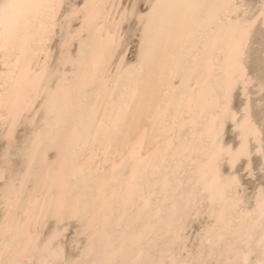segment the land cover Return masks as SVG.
Instances as JSON below:
<instances>
[{
    "label": "bare ground",
    "instance_id": "obj_1",
    "mask_svg": "<svg viewBox=\"0 0 264 264\" xmlns=\"http://www.w3.org/2000/svg\"><path fill=\"white\" fill-rule=\"evenodd\" d=\"M142 1L0 0V264H264V0Z\"/></svg>",
    "mask_w": 264,
    "mask_h": 264
},
{
    "label": "rangeland",
    "instance_id": "obj_2",
    "mask_svg": "<svg viewBox=\"0 0 264 264\" xmlns=\"http://www.w3.org/2000/svg\"><path fill=\"white\" fill-rule=\"evenodd\" d=\"M75 1H77L78 2V0H75ZM245 2H247V3H252L253 1V3H255V2H259V0H244ZM138 2L140 3H138V5H139V8H141V9H144L145 8V4H143V1L142 0H138ZM252 3V4H253ZM133 24V20H132V22H131V25ZM260 25L257 23V27L255 26V28H254V31H253V34H252V38H255L254 40L257 42V41H259L260 40V37L262 38L260 41L261 42H263V38H264V30H262V29H264V25L263 26H260L262 29H260L259 30V27ZM259 27V28H258ZM257 30H259L260 32H262V34H260V32L258 33V31ZM258 33V35L260 36H258L257 35V33ZM252 38H251V41H253V43L254 44H251V46H250V49L251 50H249V54H250V56H249V59H250V57H251V55L254 53L255 54V52H251L252 50L253 51H258V52H260L259 54L260 55H264V43H262L261 45H258L257 47H256V42H254V40H252ZM252 43V42H251ZM260 44V43H259ZM252 45H254V47H252ZM256 47V48H255ZM254 48V49H253ZM257 48H258V50H257ZM261 48V49H260ZM256 49V50H255ZM260 49V50H259ZM263 49V50H262ZM253 54V55H254ZM258 54V53H257ZM256 54V55H257ZM259 54L257 55V56H259ZM257 56H255L256 57V59H258V57ZM262 56H259V59L260 60H262L263 59V63H264V56L262 57ZM254 56H252V58H253ZM255 57L253 58L254 60H253V62H252V58L250 59V64L248 65V63H247V68H248V72L253 76V78H254V80H253V82H252V84L249 86V96L251 95V97H249L250 98V103H251V110H252V113H253V115H255L254 117L257 119V120H259V121H262V116L261 115H263L264 116V69H263V67L261 68L263 71L262 72H260V71H257L258 69L257 68H259L260 66L259 65H261V62H260V60L258 61V60H256L255 59ZM262 57V58H261ZM254 61H256V62H254ZM258 62H260L259 64H258ZM262 63V64H263ZM256 65H257V67H256ZM264 66V65H263ZM255 68V69H254ZM255 72H254V71ZM260 74V75H259ZM259 76H260V78H259ZM257 79H258V81H260L261 80V82H263L262 83V88L260 89V90H258L257 89V85H256V83H257ZM260 79V80H259ZM254 84V85H253ZM240 88H237L235 91H234V95H233V98H232V105L233 106H235L236 108H239L243 103H244V100H245V98H244V96L242 97V94L240 93L241 92V90H239ZM259 92H258V91ZM240 91V92H239ZM252 92V93H251ZM241 94V95H240ZM259 111V112H258ZM255 113V114H254ZM257 116V117H256ZM264 120V119H263ZM264 123H263V121H262V128H263V138H264V125H263ZM20 132V133H19ZM22 134V129L20 128L19 130H18V132H17V134H16V137L17 138H19L20 137V135ZM234 136H235V131H233V129H232V126H231V123L230 122H228L227 123V125L225 126V130H224V140L225 141H228V140H234ZM263 138H262V144H263V148H262V152L264 153V140H263ZM1 146V145H0ZM255 153V154H254ZM252 155L250 156V165H251V170H248V169H246L245 168V170H244V162H245V159L244 158H242L241 160H239V162H237L236 164H235V168H234V170L235 171H237V172H235L236 174H238V177H240L239 178V180H241L240 181V184H242L241 185V187H243V190H244V194H245V198L246 199H249V197L252 195V192H253V190H255L254 188H256L255 186H258V184L260 185V182L262 183V181H263V172L264 171H262V168H260L261 166V164H260V162H261V154H259V152H253V153H251ZM254 154V155H253ZM17 159V158H16ZM260 161V162H259ZM259 162V163H258ZM257 163H258V165H257ZM255 166H257V167H255ZM260 166V167H259ZM226 168V165H223V168ZM243 167V168H242ZM258 167H259V169H258ZM253 169V170H252ZM255 169V170H254ZM240 171H243V172H240ZM247 171H249L250 173H248ZM252 172V173H251ZM247 174V175H246ZM256 174H257V177H256ZM261 174V175H260ZM245 175V176H244ZM245 177V178H244ZM250 178V179H249ZM254 181V182H253ZM247 184H246V183ZM255 184H253V183ZM257 182H259V183H257ZM245 183V184H244ZM244 184V185H243ZM253 187V188H252ZM245 188V189H244ZM247 188V189H246ZM251 190H250V189ZM242 190V189H241ZM251 191V192H250ZM200 216H203V217H200ZM200 216H198V217H196V219H192L191 220V222H190V224L191 225H189V227L187 228V230H186V232H187V235H189L188 236V241H187V246H193V245H191V244H194V243H196V241L195 240H193L194 239V233H196V231H198L199 229L198 228H201V226L203 225V222L205 221V215H200ZM203 218H204V220H203ZM202 219V220H201ZM199 222V223H198ZM71 223H73V222H71ZM197 224H198V226H197ZM74 226V223L73 224H70L69 226H68V229H67V231H66V233H65V236H64V240H65V243H66V245H68V240H69V237L70 236H72V232H73V230H72V228H73V226ZM193 227H196V228H193ZM189 230V231H188ZM69 234V235H68ZM190 236L192 237V238H190ZM68 239V240H67ZM189 239H191L190 240V242H189ZM188 243H189V245H188ZM191 243V244H190ZM189 246V247H190ZM67 249H69L68 247H67Z\"/></svg>",
    "mask_w": 264,
    "mask_h": 264
},
{
    "label": "snow or ice",
    "instance_id": "obj_3",
    "mask_svg": "<svg viewBox=\"0 0 264 264\" xmlns=\"http://www.w3.org/2000/svg\"><path fill=\"white\" fill-rule=\"evenodd\" d=\"M130 97H122L118 104H114L108 114V120L114 130H119L126 118Z\"/></svg>",
    "mask_w": 264,
    "mask_h": 264
}]
</instances>
